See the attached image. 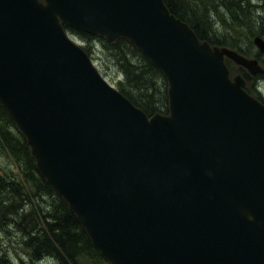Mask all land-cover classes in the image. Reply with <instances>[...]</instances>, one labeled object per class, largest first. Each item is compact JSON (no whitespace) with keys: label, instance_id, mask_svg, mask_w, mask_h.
I'll list each match as a JSON object with an SVG mask.
<instances>
[{"label":"water","instance_id":"1","mask_svg":"<svg viewBox=\"0 0 264 264\" xmlns=\"http://www.w3.org/2000/svg\"><path fill=\"white\" fill-rule=\"evenodd\" d=\"M60 22L128 40L166 78L169 115L132 105ZM225 59L264 76L162 0H0V103L109 264H264V106Z\"/></svg>","mask_w":264,"mask_h":264},{"label":"trees","instance_id":"2","mask_svg":"<svg viewBox=\"0 0 264 264\" xmlns=\"http://www.w3.org/2000/svg\"><path fill=\"white\" fill-rule=\"evenodd\" d=\"M162 1L170 14L186 23L201 42L206 41L211 46L226 47L227 45L230 49L237 48L235 44L224 42L222 37H212L209 34L211 28L208 21H202L197 15L198 5L190 4L193 8H189L188 0ZM230 1L232 0H222L221 4L226 8L231 19L235 21L233 23L238 25L240 17L244 14L237 10L233 12L228 5ZM234 1L238 4L246 2V0ZM261 1V8L264 9V0ZM190 16L195 19V22L190 19ZM63 28L68 34L75 33L81 36L86 43L90 40L101 43L103 49L109 54L117 73L121 75V79L115 82L117 90L135 107L148 117L168 113L167 82L162 72L154 67L128 40L121 38L110 43L102 37L75 31L66 25H63ZM81 48L88 56L91 55L88 48L82 46ZM238 52L245 54L242 49ZM230 71L235 75L240 74L245 79L246 85L252 79L241 67L236 66L235 69L231 67ZM245 91L250 95L253 93L247 87ZM2 122L4 124L0 125V144L14 160L20 174L9 179L0 176V197L2 199H0V219L12 217L15 214L18 221L16 224H23L24 221L31 222V227H28L25 233V246L30 250L33 261L48 257L55 260L57 264H109L93 247L86 231L68 204L40 176L25 138L0 104V123ZM7 125L12 126L15 132L8 131ZM42 196L51 198L52 201L47 204L49 209L43 210L35 206L37 207L35 210L33 205L38 202L36 199ZM33 199H35V204L32 202ZM24 206L33 212V216L25 211ZM0 264L11 263L4 257H0Z\"/></svg>","mask_w":264,"mask_h":264},{"label":"rangeland","instance_id":"3","mask_svg":"<svg viewBox=\"0 0 264 264\" xmlns=\"http://www.w3.org/2000/svg\"><path fill=\"white\" fill-rule=\"evenodd\" d=\"M221 1L222 0H188L187 4L189 8H193L192 6L195 4L198 5L199 12L197 15L202 21H208L211 28L209 34L212 37H222L224 42L228 41L230 44H235L237 46L235 49L227 48V45L226 47L222 46L223 48L235 52H237L236 50L239 51V49H242L245 52L243 56L259 60V64L264 67V55L259 53L257 47L254 46L252 42V38L255 35L264 39V9L261 8L262 1L246 0L244 4H238L234 0L228 2L233 12L237 10L244 14V16L240 17L238 25L233 23L235 21L228 15L229 13L221 4ZM246 3H248V5ZM190 4L192 6H190ZM237 15L239 14L237 13ZM190 17V19L195 22V19L192 16ZM68 37L79 46L88 48V51L91 52L90 59L98 72H100L102 77L110 85L116 88L115 82L121 79V75L117 73L115 66L110 61L109 54L103 49L101 43L96 40H90L86 43L81 36L75 33L68 34ZM226 67L229 71V75H235V73H231L230 69L231 67L235 69L236 65L228 61L226 62ZM246 87L248 90L253 91V97L257 95L264 103V76L257 75L252 77ZM3 124V122L0 123V125ZM6 129L15 132V129L10 125H7ZM19 174L14 160L4 151L0 144V176L9 179L15 178L19 176ZM36 200H38L37 203L35 199L32 200L34 204L36 203L35 205L32 204L34 209L36 208L35 210H37V207L48 210L47 204L52 201L51 198L47 196H42ZM24 209L26 212H29L30 216H33V212H30L26 206H24ZM17 222V216L15 214H13L12 217H3L0 219V257H4V259L8 260L11 264H57L55 260L48 257H44L38 261H33L31 259V252L25 246V233L27 229H29L28 227H31V222L24 221L23 224L19 225L16 224Z\"/></svg>","mask_w":264,"mask_h":264},{"label":"bare ground","instance_id":"4","mask_svg":"<svg viewBox=\"0 0 264 264\" xmlns=\"http://www.w3.org/2000/svg\"><path fill=\"white\" fill-rule=\"evenodd\" d=\"M115 90H117L116 88H115ZM118 91V90H117ZM119 92V91H118ZM120 93V92H119ZM121 94V93H120ZM122 95V94H121ZM123 96V95H122ZM124 97V96H123ZM131 103V102H130ZM132 104V103H131ZM133 105V104H132Z\"/></svg>","mask_w":264,"mask_h":264}]
</instances>
